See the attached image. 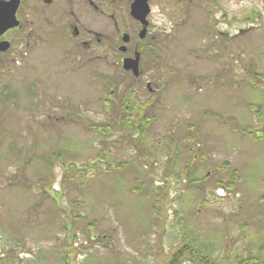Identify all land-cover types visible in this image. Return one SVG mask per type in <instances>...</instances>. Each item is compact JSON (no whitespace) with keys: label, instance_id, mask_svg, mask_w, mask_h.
Here are the masks:
<instances>
[{"label":"rangeland","instance_id":"rangeland-1","mask_svg":"<svg viewBox=\"0 0 264 264\" xmlns=\"http://www.w3.org/2000/svg\"><path fill=\"white\" fill-rule=\"evenodd\" d=\"M173 15L136 81L37 51L0 77L5 264H167L182 241L264 264V28L216 52L213 13Z\"/></svg>","mask_w":264,"mask_h":264},{"label":"flooded vegetation","instance_id":"flooded-vegetation-1","mask_svg":"<svg viewBox=\"0 0 264 264\" xmlns=\"http://www.w3.org/2000/svg\"><path fill=\"white\" fill-rule=\"evenodd\" d=\"M136 1L0 0V8L5 9L0 12V77L12 76L15 70L25 71L29 57L37 51V56L49 55L50 60L99 62L104 67L110 64L116 74L122 72L136 81L147 68L155 73L153 63L157 62L160 40L176 29L173 14L182 15L194 9L205 8L213 13L212 30L220 39L214 43L216 52L225 45L222 38L229 42L238 35L264 28V0H248L250 7L239 11L241 14L236 17L225 7L236 2L245 4L246 0H211L210 6L209 0H145L149 11L146 28L132 16ZM153 13L171 27L167 30L165 23L156 25L151 19ZM234 27L238 28L237 33H229ZM225 55L231 56L228 50ZM125 59L137 60L138 77L123 69ZM150 84L147 81L148 93L153 92Z\"/></svg>","mask_w":264,"mask_h":264},{"label":"trees","instance_id":"trees-1","mask_svg":"<svg viewBox=\"0 0 264 264\" xmlns=\"http://www.w3.org/2000/svg\"><path fill=\"white\" fill-rule=\"evenodd\" d=\"M232 176H233V179H232L233 181L224 188L228 187L227 189H230V190L235 188L236 180H238L236 170L232 171ZM199 253L198 252L194 253L193 250L189 247L188 243H185L182 241L179 248L169 256L167 264H182V262L186 260L191 261L193 264H216L209 257V254L207 252L206 254L204 253L199 254ZM247 262H249L247 259H241L236 264H246ZM0 264H5V263L4 261L0 260Z\"/></svg>","mask_w":264,"mask_h":264},{"label":"water","instance_id":"water-1","mask_svg":"<svg viewBox=\"0 0 264 264\" xmlns=\"http://www.w3.org/2000/svg\"><path fill=\"white\" fill-rule=\"evenodd\" d=\"M4 8H0V12L4 11ZM149 11L146 8L145 5V0H137L135 2V4L132 7V16L133 18H135L136 20L140 21L141 24L143 25L144 28H146L147 26V21H146V17L148 15ZM5 20H3L2 22H4ZM2 26V23H1ZM141 37H142V33H141ZM123 69L125 71H132L133 76L134 77H138L139 76V72H138V62L137 60H129V59H125L123 61ZM149 87V86H148Z\"/></svg>","mask_w":264,"mask_h":264}]
</instances>
